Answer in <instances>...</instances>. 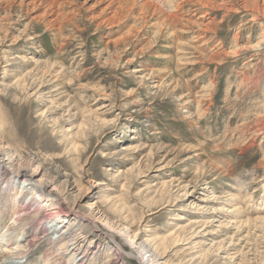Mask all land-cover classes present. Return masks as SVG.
<instances>
[{"label": "rangeland", "instance_id": "1", "mask_svg": "<svg viewBox=\"0 0 264 264\" xmlns=\"http://www.w3.org/2000/svg\"><path fill=\"white\" fill-rule=\"evenodd\" d=\"M107 2L0 0V139L162 264H264V0ZM37 240L24 264L68 263Z\"/></svg>", "mask_w": 264, "mask_h": 264}, {"label": "bare ground", "instance_id": "2", "mask_svg": "<svg viewBox=\"0 0 264 264\" xmlns=\"http://www.w3.org/2000/svg\"><path fill=\"white\" fill-rule=\"evenodd\" d=\"M104 1L107 0H100L103 4ZM124 1L134 4L136 0H108V5L103 8V12L113 8L112 6L116 3L121 5ZM55 3L52 2L50 6L55 8ZM150 4L146 3L145 8L151 7ZM56 6L58 12L54 11V13L59 17L58 19L61 18L65 22L67 18L61 13L64 3ZM119 10V8L115 9V13ZM154 12H157L156 7ZM176 17H168L165 22ZM259 46L262 48V43ZM258 132L264 135V127H260ZM62 177L60 173L53 178L47 175L36 157L29 158L28 164L24 165L22 158L15 155L11 148L0 139V196L9 195V201L12 200V214L15 217L12 218L11 223L0 219V251L2 254L0 264H24L31 244L34 241L38 242L39 237L58 247L56 259L61 256L69 259L67 264H91L92 261L89 258L91 245H87L88 232L99 227L103 228V233L109 239L108 249L116 253V256L105 264H126L123 256L135 258V252L140 253V256L135 258L138 264H162L160 262L162 258L150 245L140 242L139 235H133L128 227L109 223L94 205L89 206L87 211H81L76 207L64 209V199L60 193L74 189L75 185L67 179L64 181V187L57 186L55 182ZM15 188L19 190L17 195ZM80 199L83 200L84 197ZM22 200L25 206L17 207ZM41 220L46 227H43L44 224L41 225ZM40 226V230L36 229ZM126 247L129 250H126ZM92 254L95 255L96 251Z\"/></svg>", "mask_w": 264, "mask_h": 264}]
</instances>
